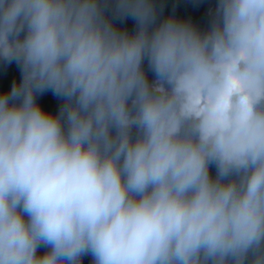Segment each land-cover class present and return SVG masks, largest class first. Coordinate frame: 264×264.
Instances as JSON below:
<instances>
[{"label": "clouds", "instance_id": "obj_1", "mask_svg": "<svg viewBox=\"0 0 264 264\" xmlns=\"http://www.w3.org/2000/svg\"><path fill=\"white\" fill-rule=\"evenodd\" d=\"M264 264V0H0V264Z\"/></svg>", "mask_w": 264, "mask_h": 264}, {"label": "trees", "instance_id": "obj_2", "mask_svg": "<svg viewBox=\"0 0 264 264\" xmlns=\"http://www.w3.org/2000/svg\"><path fill=\"white\" fill-rule=\"evenodd\" d=\"M86 264H87V262H86Z\"/></svg>", "mask_w": 264, "mask_h": 264}]
</instances>
